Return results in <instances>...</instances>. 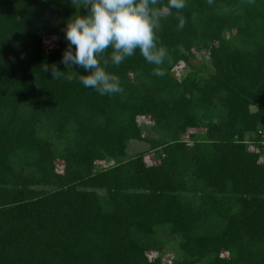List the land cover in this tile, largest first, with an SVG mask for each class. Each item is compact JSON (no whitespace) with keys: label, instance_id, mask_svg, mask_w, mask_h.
<instances>
[{"label":"trees","instance_id":"trees-1","mask_svg":"<svg viewBox=\"0 0 264 264\" xmlns=\"http://www.w3.org/2000/svg\"><path fill=\"white\" fill-rule=\"evenodd\" d=\"M166 2L165 61L114 66L109 47L123 91L100 95L61 63L67 42L43 44L78 4L0 0V264H163L169 248L171 264H264V0ZM133 140L150 149L126 159Z\"/></svg>","mask_w":264,"mask_h":264},{"label":"clouds","instance_id":"clouds-1","mask_svg":"<svg viewBox=\"0 0 264 264\" xmlns=\"http://www.w3.org/2000/svg\"><path fill=\"white\" fill-rule=\"evenodd\" d=\"M157 0H72L74 5L87 9V14L74 15L66 21L64 28L67 46L61 63L83 68L87 75H78L80 84L100 95L123 91L118 75L101 66L108 64L102 54L112 49L109 60L119 66L135 50L150 64L161 65L168 53L163 45H158L156 32L159 29L161 12L153 7ZM186 0H167L166 7L171 14L185 8ZM179 29L185 24L184 15H178ZM74 46V48H73ZM90 70V71H89ZM157 76L164 73L159 67L154 69ZM54 78L64 72L52 67ZM71 80L72 75L65 77Z\"/></svg>","mask_w":264,"mask_h":264},{"label":"rangeland","instance_id":"rangeland-1","mask_svg":"<svg viewBox=\"0 0 264 264\" xmlns=\"http://www.w3.org/2000/svg\"><path fill=\"white\" fill-rule=\"evenodd\" d=\"M82 7L76 6V11L73 12V15H82ZM54 28L56 32L52 35L45 36L43 39V44L45 48H56L60 46V44L67 42L65 40L64 35V28L66 26V21H64L62 18H56L53 22ZM193 58V57H192ZM192 64L195 68V71L192 70V72L197 73L198 77H206L211 71H213V67L211 66L208 59H206L203 55L197 54L192 59ZM189 69L187 66L184 65V63L179 64L175 69L174 73L176 77L180 80H182L184 77H186L189 74ZM188 72V73H187ZM256 107H251L252 111H256ZM152 116L151 115H141L137 117V121L139 125L143 128L145 135H154L153 132H150L151 123H152ZM150 149V145L147 142L143 141H130L127 148H126V159L132 158L136 154L143 153L145 151H148ZM146 162L148 164H155L158 162L157 159L153 156L152 152H149L148 157L146 158ZM109 163L107 162H101L99 163L100 167L107 166ZM174 253L170 251V248L168 251L165 252L162 258L163 264H171Z\"/></svg>","mask_w":264,"mask_h":264},{"label":"built area","instance_id":"built-area-1","mask_svg":"<svg viewBox=\"0 0 264 264\" xmlns=\"http://www.w3.org/2000/svg\"><path fill=\"white\" fill-rule=\"evenodd\" d=\"M259 141L257 142L258 149L261 151L262 159H264V124L257 133ZM263 161V160H262Z\"/></svg>","mask_w":264,"mask_h":264}]
</instances>
